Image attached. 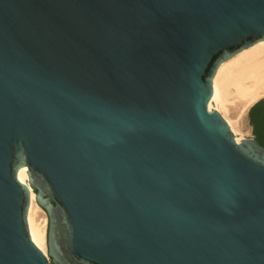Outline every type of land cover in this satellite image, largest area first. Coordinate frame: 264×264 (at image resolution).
Segmentation results:
<instances>
[{"label":"water","instance_id":"water-1","mask_svg":"<svg viewBox=\"0 0 264 264\" xmlns=\"http://www.w3.org/2000/svg\"><path fill=\"white\" fill-rule=\"evenodd\" d=\"M262 40L264 0H0V264H264V146L212 109Z\"/></svg>","mask_w":264,"mask_h":264},{"label":"bare ground","instance_id":"bare-ground-1","mask_svg":"<svg viewBox=\"0 0 264 264\" xmlns=\"http://www.w3.org/2000/svg\"><path fill=\"white\" fill-rule=\"evenodd\" d=\"M215 89L212 109L217 110L229 123L236 139L249 134L250 107L264 97V40L246 48L224 61L214 78ZM21 182L27 183L26 167L18 172ZM48 216L36 200L31 189V203L28 211V226L35 244L47 254Z\"/></svg>","mask_w":264,"mask_h":264},{"label":"trees","instance_id":"trees-1","mask_svg":"<svg viewBox=\"0 0 264 264\" xmlns=\"http://www.w3.org/2000/svg\"><path fill=\"white\" fill-rule=\"evenodd\" d=\"M253 135L264 146V98L259 100L249 112Z\"/></svg>","mask_w":264,"mask_h":264},{"label":"rangeland","instance_id":"rangeland-1","mask_svg":"<svg viewBox=\"0 0 264 264\" xmlns=\"http://www.w3.org/2000/svg\"><path fill=\"white\" fill-rule=\"evenodd\" d=\"M248 114V113H247ZM250 124V123H249ZM254 136L253 135V130H252V127H251V132L249 134H245V135H239V139H243V138H248V137H252ZM48 227V225H47ZM46 246H47V243H46Z\"/></svg>","mask_w":264,"mask_h":264}]
</instances>
